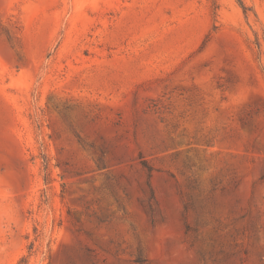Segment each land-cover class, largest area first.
I'll return each mask as SVG.
<instances>
[{
	"label": "rangeland",
	"instance_id": "obj_1",
	"mask_svg": "<svg viewBox=\"0 0 264 264\" xmlns=\"http://www.w3.org/2000/svg\"><path fill=\"white\" fill-rule=\"evenodd\" d=\"M0 0V264H264V0Z\"/></svg>",
	"mask_w": 264,
	"mask_h": 264
},
{
	"label": "trees",
	"instance_id": "obj_2",
	"mask_svg": "<svg viewBox=\"0 0 264 264\" xmlns=\"http://www.w3.org/2000/svg\"><path fill=\"white\" fill-rule=\"evenodd\" d=\"M236 1L241 6V8L244 9L243 0H236Z\"/></svg>",
	"mask_w": 264,
	"mask_h": 264
}]
</instances>
